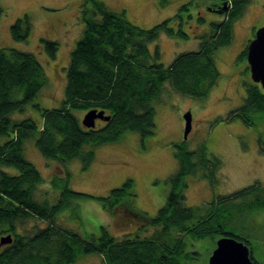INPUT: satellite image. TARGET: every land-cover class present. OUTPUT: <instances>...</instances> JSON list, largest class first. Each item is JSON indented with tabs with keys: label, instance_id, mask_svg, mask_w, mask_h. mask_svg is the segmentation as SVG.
<instances>
[{
	"label": "trees",
	"instance_id": "trees-1",
	"mask_svg": "<svg viewBox=\"0 0 264 264\" xmlns=\"http://www.w3.org/2000/svg\"><path fill=\"white\" fill-rule=\"evenodd\" d=\"M212 1L214 7L219 3L225 6L227 19L210 24L209 39L200 36L198 51L179 54L165 65L158 62V49L151 52L149 45L162 34L187 38L182 29L183 16H175L181 20L177 21L176 32L169 26L170 18L144 30L129 22L124 11H111L100 0H84L81 19L85 26L69 55L63 104L59 108L41 111L34 103L47 82L37 58L20 50L0 49V239L9 235L12 241L0 246V264H73L91 253L100 255L104 264H188L199 255L187 250L188 242L210 239L214 247L219 237L231 236L247 244L233 225L232 201L257 193L260 186H249L207 207L186 205L185 177L200 172L201 178L212 182L222 169L221 159L210 156L202 145L194 151L187 148L185 140L172 145L177 171L167 179L166 203L152 218L134 207L136 193L129 179L107 196L96 198L70 189L67 173L66 179L54 177V186L59 190L56 201L39 200L35 193L41 190L43 179L24 155L25 142L34 139L44 160L66 163L79 157L86 170L95 158L92 150L83 152L87 145L116 143L129 131L137 133L142 141L154 134L152 103L161 100L165 84L178 95L206 98L220 77L214 56L219 48L231 44L233 24L247 4L246 0ZM180 9L187 11L184 6ZM4 15L5 9L0 6V20ZM9 28L16 42L28 41L32 28L29 16L17 19ZM41 46L48 57L58 49L55 41L42 40ZM247 51L246 46L238 59L247 61ZM246 68L249 70L248 65ZM244 89L243 104L229 120L238 118L250 124L253 114L264 115V91L257 83L245 85ZM31 104L41 112V125L31 118L14 117ZM95 109L105 111L110 120L97 121L99 125L94 129H85L76 113ZM8 169L15 172L11 174ZM78 198H94L114 221L135 222L142 231L151 229L152 233L144 238L129 234L118 240L104 226L99 237H83L70 228L57 226L58 216L65 211L70 210L71 217L78 218ZM249 206L256 213L264 202L256 198Z\"/></svg>",
	"mask_w": 264,
	"mask_h": 264
},
{
	"label": "rangeland",
	"instance_id": "rangeland-1",
	"mask_svg": "<svg viewBox=\"0 0 264 264\" xmlns=\"http://www.w3.org/2000/svg\"><path fill=\"white\" fill-rule=\"evenodd\" d=\"M100 1L105 2L111 11H124L129 22L144 30L170 18L169 26L176 32L179 25L177 21L181 20L175 16H183L182 29L187 33V38L162 34L154 44L149 45L151 52L155 47L158 49L161 56L158 62L165 65L170 64L179 54L198 51L200 36L209 39L210 24L227 19L223 11L216 14L207 10L206 7L214 2L212 0ZM246 1V9L233 24L231 44L219 48L214 56L220 73L217 84L202 99L178 95L170 85L165 84L161 100L152 103L155 108V132L144 141L137 133L129 131L116 143L97 147L87 145L83 152L92 150L95 158L86 170L82 169L83 163L79 157L66 163L57 159L44 160L34 144V139L25 142L24 155L35 165L43 179L39 184L41 190L35 193L37 199L47 198L51 203L56 201L59 190L56 191L54 186V177L66 179L67 173L70 189L96 198L107 196L111 189L119 188L129 179L134 182L136 193L134 207L149 217H154L169 195L167 179L177 171L178 166L172 145L184 140L183 115L190 112L192 130L185 140L187 148L194 151L199 145L204 146L210 156L221 159L222 169L212 182L201 178L200 172L187 175L186 205L207 207L208 203L249 186H260L257 193L232 201L231 219L236 231L242 233V237L244 235L251 259L264 264V207L256 213L248 207L256 198L257 201L264 202V115L253 114L250 124H245L238 118L229 120V116L242 106L245 99L246 94L242 96L241 88L244 92L245 85L253 83L250 70L246 68L247 61L239 60L238 56L253 40V33L264 25V0ZM0 6L5 9V15L0 20V49H15L33 54L41 63L47 79L34 103L38 104L41 111L61 107L69 55L82 37L85 26L81 19V13L86 6L84 0H0ZM182 6L187 11L180 12ZM23 16L30 18L31 33L28 41L16 42L11 38L9 27ZM42 40L58 43V49L52 57H48L42 48ZM84 115L82 112L76 113L79 121ZM14 117L20 120L31 118L38 125L42 123L41 112L32 104L27 106L24 113L15 114ZM7 171L11 174L15 172L14 169ZM76 202L80 211L78 218H72L70 210L65 211L58 216L57 226L70 228L83 237H99L100 228L104 226L118 240H123L129 234L136 233L144 238L152 233L151 229L142 231L135 222L129 224L114 221L94 198H78ZM192 243H187V250L196 251L199 255L188 264H207L210 253L215 248L211 240ZM73 264L104 262L100 255L91 253L79 257Z\"/></svg>",
	"mask_w": 264,
	"mask_h": 264
},
{
	"label": "water",
	"instance_id": "water-1",
	"mask_svg": "<svg viewBox=\"0 0 264 264\" xmlns=\"http://www.w3.org/2000/svg\"><path fill=\"white\" fill-rule=\"evenodd\" d=\"M247 49L246 60L251 80L254 84L260 85L264 91V25L255 32L253 40L247 45ZM183 116L185 128L182 137L184 140H187L192 130V116L190 112H186ZM109 120L110 115H105V111L95 109L86 112L81 123L85 129H94L97 121L107 122ZM11 242V236L7 235L0 239V246L10 244ZM215 243L216 246L211 251L207 264H255L251 259L250 248L244 242L238 241L231 236H222Z\"/></svg>",
	"mask_w": 264,
	"mask_h": 264
},
{
	"label": "flooded vegetation",
	"instance_id": "flooded-vegetation-1",
	"mask_svg": "<svg viewBox=\"0 0 264 264\" xmlns=\"http://www.w3.org/2000/svg\"><path fill=\"white\" fill-rule=\"evenodd\" d=\"M212 5V6H211ZM211 5H209V7L207 6L206 8H207V10L209 11H212V12H214V13H216V14H220V12H222L223 10H224V8H225V6L221 3H219L216 7H214V5H213V2H212V4ZM225 11V10H224ZM199 18V16H197V19ZM198 21H199V19H198Z\"/></svg>",
	"mask_w": 264,
	"mask_h": 264
},
{
	"label": "crops",
	"instance_id": "crops-1",
	"mask_svg": "<svg viewBox=\"0 0 264 264\" xmlns=\"http://www.w3.org/2000/svg\"><path fill=\"white\" fill-rule=\"evenodd\" d=\"M242 96H245V92H243V89L241 88Z\"/></svg>",
	"mask_w": 264,
	"mask_h": 264
},
{
	"label": "bare ground",
	"instance_id": "bare-ground-1",
	"mask_svg": "<svg viewBox=\"0 0 264 264\" xmlns=\"http://www.w3.org/2000/svg\"><path fill=\"white\" fill-rule=\"evenodd\" d=\"M223 19V18H222Z\"/></svg>",
	"mask_w": 264,
	"mask_h": 264
}]
</instances>
